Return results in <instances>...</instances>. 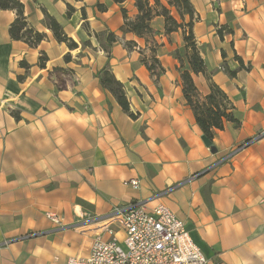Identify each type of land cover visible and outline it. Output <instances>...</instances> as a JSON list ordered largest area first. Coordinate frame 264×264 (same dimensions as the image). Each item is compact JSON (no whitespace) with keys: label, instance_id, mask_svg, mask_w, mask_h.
Returning a JSON list of instances; mask_svg holds the SVG:
<instances>
[{"label":"crops","instance_id":"crops-1","mask_svg":"<svg viewBox=\"0 0 264 264\" xmlns=\"http://www.w3.org/2000/svg\"><path fill=\"white\" fill-rule=\"evenodd\" d=\"M21 1L29 24L46 37L37 46L13 39L17 12L0 9V264H66L86 256L101 219L131 201L150 210L166 205L186 223L206 264H264V0H191L201 54L241 121L217 131L215 152L183 94L175 56L186 54L181 29L167 34L164 18L153 19L165 68L156 79L141 61L151 43L121 32L122 7L134 18L135 0ZM97 2L109 9L99 11ZM68 4L75 9L70 16ZM43 9L77 48L56 40ZM221 26L233 32L221 37ZM107 30L119 36L111 57L106 37H96ZM128 40L137 46L127 47ZM43 52L46 67L39 66ZM235 55L249 69L231 77L223 65L238 69ZM107 63L137 118L100 85L97 72ZM194 79L207 94V77ZM135 178L138 188L125 184ZM49 212L60 215V225Z\"/></svg>","mask_w":264,"mask_h":264},{"label":"trees","instance_id":"trees-1","mask_svg":"<svg viewBox=\"0 0 264 264\" xmlns=\"http://www.w3.org/2000/svg\"><path fill=\"white\" fill-rule=\"evenodd\" d=\"M118 4H123L125 0H111ZM168 5H165L161 0H135V6L138 9V14L132 18L128 15L127 9L122 7L124 16V24L121 27L123 34L133 33L140 38H144L147 44H150V55H146L141 50V61L153 76L158 79L165 71L160 59L157 56V43H155V35L157 31L152 25V21L157 16H162L165 22V32L182 30L185 41L186 54L180 55L177 51L176 58L179 60V72L182 80V88L187 105H189L195 114V119L202 131V137L214 145V140L218 130H224L226 122H232L235 126H240L241 121L235 115V104L229 94L213 80V73L209 70L207 61L201 54V49L198 45L196 35L194 33V23L196 19V9L191 0H167ZM67 14L70 16L75 10L70 4L67 5ZM170 7L176 9L178 17L172 13ZM96 8L101 11H107L109 4L106 2H97ZM0 9H11L17 12V17L11 23L9 32L13 39L23 40L30 46H37L46 34L35 29L29 24L25 15V5L21 0H0ZM44 12V23L53 32L54 37L58 42H65L70 49H75L79 46L72 37L64 30L60 21L50 14L46 9ZM83 16L86 17V12L83 9ZM189 17L186 20V17ZM224 31L232 33L226 26H221L218 29V34L222 37ZM106 37V45L104 50L111 57V46L119 41V36L112 31H103L96 33L99 39L101 36ZM153 39V40H152ZM126 46L132 48L137 46L133 40L125 42ZM90 44V41H85L83 46ZM143 53V54H142ZM225 56V53H223ZM70 54L65 55V59L69 60ZM235 59L240 63L238 69H231L227 65H223L225 70L231 77L237 75L238 70L249 69L245 66L243 59L239 55H235ZM49 60L47 54L43 52L39 58V66L46 67ZM23 65H27L25 61ZM204 74L209 80V91L207 94H201L195 79V74ZM97 77L102 88L110 91L115 97L122 109L132 118H137V113L131 108V102L127 95L125 85L118 80L112 71L109 63L97 72ZM13 114L19 119V114L13 111ZM204 141V140H203Z\"/></svg>","mask_w":264,"mask_h":264},{"label":"built area","instance_id":"built-area-1","mask_svg":"<svg viewBox=\"0 0 264 264\" xmlns=\"http://www.w3.org/2000/svg\"><path fill=\"white\" fill-rule=\"evenodd\" d=\"M251 142L248 140L241 147ZM139 183L136 178L125 181L135 188ZM47 217L61 224L58 213L49 212ZM119 233H123L122 239ZM207 261L186 223L166 205L160 203L150 210L143 202L131 201L101 219L86 256L70 257L66 264H206Z\"/></svg>","mask_w":264,"mask_h":264},{"label":"water","instance_id":"water-1","mask_svg":"<svg viewBox=\"0 0 264 264\" xmlns=\"http://www.w3.org/2000/svg\"><path fill=\"white\" fill-rule=\"evenodd\" d=\"M202 139L204 140V143L208 146V147H210L211 148V150L213 151V152H215L216 151V147H215V145H213V144H210L209 142H207L203 137H202Z\"/></svg>","mask_w":264,"mask_h":264},{"label":"rangeland","instance_id":"rangeland-1","mask_svg":"<svg viewBox=\"0 0 264 264\" xmlns=\"http://www.w3.org/2000/svg\"><path fill=\"white\" fill-rule=\"evenodd\" d=\"M146 55H150V51L148 52V51H146V49L143 51ZM143 54V53H142ZM142 56V55H141ZM262 134H264V133H262ZM216 150H217V148H216ZM160 194V193H159Z\"/></svg>","mask_w":264,"mask_h":264}]
</instances>
